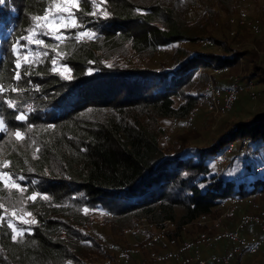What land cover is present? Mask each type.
<instances>
[{
	"label": "trees",
	"instance_id": "16d2710c",
	"mask_svg": "<svg viewBox=\"0 0 264 264\" xmlns=\"http://www.w3.org/2000/svg\"><path fill=\"white\" fill-rule=\"evenodd\" d=\"M53 1L11 0L0 6V23L4 25L0 26L1 32L11 24L8 34L0 41V86L9 87L5 95L10 103H15L7 105L1 96L0 116L11 133L19 131L28 137L24 143L30 146L28 141H33L28 158L34 164V172L39 175L50 170L55 176H44L42 181L29 185L31 190L39 188L48 197L46 204L50 205L34 212L38 222L31 231L18 235L13 241L11 229L7 228L8 221L5 218L0 221V264H82L79 262L83 257L90 259L88 264L99 259L114 261L118 256L115 252L112 254L114 244L110 247L93 235L84 237L88 241H82L85 228L69 233L70 223L79 220L85 207L94 205L109 214L138 210L146 216L155 212L159 222L176 221L178 226H183L210 215L216 207L223 208L224 202L231 204L232 198L245 209L249 197L264 193V164L259 163V150L264 148V109H261L264 108V82L252 76L259 69L264 70V53L260 59L250 49V54L241 53L239 58L247 66L242 68L239 80L236 79L243 88L252 85L260 90L261 110L253 114V109H243L244 116L250 114L247 118L228 114L230 126L209 145L163 150L155 127L144 126L139 118L146 113L143 110H149L156 118L172 115H186L188 118L190 111L199 104L202 88L197 95L189 94L177 106L175 93L190 81L197 68H229L234 63V53H219L222 49L219 46H222L216 42L229 41L226 51L234 48L230 42L235 40L248 43L246 40L251 34L238 38V34L250 29L245 22L234 24L235 32H232L229 20L223 18L224 7L208 1L207 9L199 15L202 19L198 25L181 22L177 15L166 11L167 26H157L149 20L153 7L148 6L149 10L139 15L133 14L132 6L125 0H111L110 16L102 21L105 31L101 32L104 35L128 32L134 50L164 45L178 36L188 40L207 39L218 49L192 51L172 67L150 71L119 67H96L91 71L87 69L91 66L87 60H96V53L91 49H78L69 52L70 64L73 62L74 65L71 79L57 82V78L40 63L31 69L29 80L34 87L22 89L18 84L23 79L13 80L15 65L10 43ZM191 1H188V9L195 7ZM246 2L263 3L257 0ZM81 5L91 10L82 1ZM5 6L11 8L10 15H6ZM99 48L93 47L95 51ZM80 64H84L85 71ZM40 75L45 80H37ZM226 79L218 77L216 84H225ZM17 97L30 103V109L18 106ZM232 108L227 112L230 113ZM20 112L26 116L23 121L15 119ZM10 138L0 134V148L10 150L15 140ZM229 143L238 144L235 156L239 157L241 153L240 159L244 160L242 170L231 169L229 164L224 169L216 162L217 158L222 160L224 157L222 163L227 160L223 153ZM10 152L12 162H21L18 154ZM24 167L16 166L19 170ZM75 224L86 226L81 222ZM139 243L146 244L144 241ZM205 252L203 255L209 253ZM243 253L247 252L238 253L236 259ZM170 258L177 264L176 258Z\"/></svg>",
	"mask_w": 264,
	"mask_h": 264
},
{
	"label": "rangeland",
	"instance_id": "374dc122",
	"mask_svg": "<svg viewBox=\"0 0 264 264\" xmlns=\"http://www.w3.org/2000/svg\"><path fill=\"white\" fill-rule=\"evenodd\" d=\"M113 1L115 2L116 0ZM125 1L127 4L132 6L134 10L133 14H143L145 13L144 11L149 10L148 6L153 7L151 13L149 14V20L156 23L157 26H163L164 24L167 26L168 22L165 16L166 11L177 15L182 20L181 22H187L188 25H191L190 22H195L194 24L198 25L200 19H202L199 15H201L203 10L207 9L208 1L209 3L217 2L221 8L224 7L223 11L225 13L221 10L223 12V18L229 20V24L232 25L230 29L232 32H235L234 24L239 23V21L245 22V25L250 27L252 32L249 28H247V32H241L238 34L239 39L244 38L246 34H251L252 36L254 33L253 37L249 36L250 38H247L246 41H248V43L245 44L238 43L239 41L234 39V42H230L234 48H230L228 51H226L227 48L225 46L229 42L228 40L231 38H229L227 40L228 42L226 43L222 41L216 42L222 46H219V48H222L220 49L219 53H234V63H232L229 68H227L228 66H225L224 68L218 66L197 68L192 74L190 81L185 85H182L175 93V106L183 101L185 97L187 98L189 94L197 95L200 89L204 88V86L210 83V81L213 83V85L223 90L226 89L230 82L234 79L239 80L242 68L247 66L246 62L240 60L239 58L241 53L243 54L244 51L249 54L252 51L253 55L257 59H260V57H262L261 55L264 53V50H262L264 47V0H257V2H263L262 5L245 4L247 3V0H241L242 2H239L240 0H225L226 2H222V0H192L191 3H195V7L191 6L190 9H188L190 6L188 5L189 0ZM53 2L47 9L51 8V11L55 12L56 9L52 7ZM85 5L86 7L89 6L91 10L87 9V11L85 8H83V5H81L77 15L79 16L80 20L87 22L86 29L96 34L93 39H89L88 37H84L81 40L74 39L73 36L75 32L85 30V28H77L67 33V39L62 38L60 41H57L52 36H40L39 39L44 40L45 45L39 47H37L35 44L29 45L28 42L23 39V37L34 35L37 31H39L38 26L43 23L42 21L32 20L30 25H28L23 30L21 35L18 36L15 41L10 43V49L12 53L11 58L14 60V65L17 59V54L12 52V46L17 43H19L21 46L19 56L21 68L19 69V72L23 82L18 84V86H20L22 89H31L34 87L29 80L30 73L32 67L39 65L40 63L42 65L41 67H44L49 71V74H52L57 78V82L63 83V81H67L68 79L63 78L59 71L54 72L52 70V59L56 60L55 67L58 69L62 68V66H67L70 68V72L66 73V75H68L70 77L69 79H71L74 76V65L73 62L70 64L71 58L69 56V52L77 51L78 49H87L89 51L91 49V51L96 53V60H87L88 63L91 64V66L87 69L91 71H93L96 67H119L130 68L133 71L135 69L150 71V69L153 70L163 67H172L174 63H177L182 59V57L192 51L209 52L210 50L216 51L218 49L215 45H213L214 43H209L210 41L207 39L188 40V38L184 36H178L174 38V40H171V42H166L164 45L155 44L153 46H147L146 49L137 51L134 50L130 44L131 38H128V32L124 33L121 31L111 35H104L103 32L102 34V23H104L102 21H106L110 16L111 0H96L95 5L90 3ZM141 7H145L147 10ZM5 8L6 9H4V11L6 15H10L11 8L7 6H5ZM93 11L96 13V16L84 15V13H91ZM211 11L214 12L212 9ZM104 13L108 14L107 18H105ZM44 14L45 12L39 16L43 17ZM205 16L207 17V15ZM10 25L11 24L5 26V31L1 32L0 30V41L8 34ZM253 25L254 27L252 29L251 26ZM0 26L4 27L2 23H0ZM133 28H135V25H133ZM229 35H231V33L228 34V36ZM216 36L219 37L218 32ZM254 37L255 40L252 39ZM149 39L152 40V38ZM94 46H99L100 48L95 51L93 49ZM223 47H225V49H223ZM238 51L242 52L239 53ZM45 52H47L48 55H43ZM24 56H28L27 62L24 60ZM29 65H31V67H29ZM80 67L84 68V71L86 70L84 64H80ZM252 76L255 80H263L264 82V70L259 69V71L252 73ZM218 77H226L227 79L225 84L220 86L217 85L216 79ZM24 78L28 79L24 80ZM208 79L210 81L207 82ZM13 80L14 82L16 81L15 75ZM37 80L43 81L45 79L42 75H40L37 76ZM236 84L238 89V97L234 100V106L232 110H230V113H228L227 110H224L225 104H221L223 101L220 97L218 99L216 94V97L213 99L212 103H200L196 106L198 108V112L197 115L195 114L193 116L191 121L187 119L186 115H172L156 118L148 112L149 110H143L146 113L144 115L141 114L139 118L142 119L144 126L153 125L152 127H155L158 133V140L160 143L159 145L163 150H168L170 148L175 149L184 146H207L215 138L220 136L228 126H230L231 120L228 114L230 116L234 115L236 118H247L250 116V114L246 115L247 117L244 116L242 114L243 109H253V114L256 113L255 111L264 109L260 107L262 105V97L260 95V90L257 87H253L251 85L249 87L243 88L241 87L240 82L237 83V80ZM7 88L9 87L3 88L0 86V99L1 96H3V99L7 105H15V103H10L5 95V90H7ZM210 98L212 99V97ZM16 104L18 106L22 105L25 110L30 109V103L21 100V97H17ZM262 107H264V105ZM21 113L23 112H20L17 115H20ZM0 120H3L1 116ZM14 133L10 132L6 124L0 126V134L7 136V138L11 137L9 140L15 139L12 141L10 150L14 151L16 156L17 154L19 155L21 162H12L10 150L6 151L8 147H2L0 148V172H7L12 177V179L19 183L25 190L21 191L12 189L10 187L6 188L3 181H0V205H3V208H0V216H3L7 221L11 219L18 229L23 227L27 229L25 232H29L38 222L34 212L42 211L44 208L50 207V205L46 204L48 200L45 201L44 199L45 194L42 193L39 188L31 190L29 185H33V183L42 181L44 176L50 178L55 176L50 172V170H46L44 173L41 172L39 175L34 172V164L32 160L28 158L29 149L31 145L34 144L33 141L30 139V141H28L30 146H28L23 142V140L27 139L28 137L25 136V138L22 135V139H17ZM226 147L227 148L223 154L227 160L222 163L223 160L217 158L216 162L218 165L225 169L226 165L229 164L231 169L235 170L238 168L236 171L239 169L242 170L241 165L244 160H241V153H239V157L235 156L238 154L236 151L238 144L229 143ZM260 148L262 150H259V163L264 164V148ZM32 154L35 157L34 152H32ZM5 161L8 162L7 167H5ZM22 165L25 166L24 169L19 170V168H16V166L22 167ZM27 165L30 166L26 167ZM20 176H23L24 179L18 180L17 178ZM11 182L12 181H10V183ZM33 193L38 194L37 199L35 201L28 200L27 197ZM245 202L248 203V205H244L245 209L241 208L239 203L236 201L232 202L231 204L230 202H224L223 208L216 207L210 215L199 219L197 221L198 223L194 222L187 225L184 224L183 226H178L176 221L165 220L159 222L155 218V212H151L146 216H142L138 210L127 213L109 214L107 211H104L103 209L93 205L91 208H87L88 211L86 213L84 211L86 208L85 207L81 211L82 215L80 216L79 220L72 221L70 223L71 227L69 228V233L75 232L81 228H85L82 232V241H88V239L84 237L93 235L95 238L100 239L102 243L110 247L114 244V247H112L114 248L112 249V254H114V252L115 254H119V252L126 247L134 248V255H132L129 260L121 261V264H174L175 260L170 258L169 255L168 259H162L161 261H157L155 258L158 255H164L168 254V252L178 251V249L186 242L197 243L199 247L205 248L203 249V254L205 251H207L209 253L222 255L230 250H233L236 244L231 240L220 239L214 241L211 245L205 246L207 239L202 241L200 240L199 235L203 233L207 235L206 237L210 238V236L216 232L234 229L237 226L239 220L246 215L261 214L264 212V193H262L259 197H255V195L251 196ZM227 209L233 210L231 215L222 216V214L226 212ZM13 211L16 212V216L12 215ZM27 212L33 213V216L28 217L25 215ZM22 215L24 216V219H35L36 223L31 225L22 224L21 220L19 219V217ZM216 221H218L220 224L214 225ZM75 222L84 223L86 226H77ZM129 226L134 228L138 227L139 230L135 233H127L126 230ZM163 226L164 230H162ZM239 233L242 237L247 239L263 236V231L256 224L243 226L240 228ZM18 235L19 234H17V236ZM139 241L146 242L145 246L142 245V243H139ZM263 248L264 244L260 246V249H258L255 253H243L238 259L243 264H264ZM83 252L86 253V250ZM88 260L90 259L83 257V259H80L81 262L79 263L86 264ZM89 264L118 263L115 258L114 261H110L108 259H99Z\"/></svg>",
	"mask_w": 264,
	"mask_h": 264
},
{
	"label": "built area",
	"instance_id": "2783aa9c",
	"mask_svg": "<svg viewBox=\"0 0 264 264\" xmlns=\"http://www.w3.org/2000/svg\"><path fill=\"white\" fill-rule=\"evenodd\" d=\"M210 81L209 79L207 82ZM213 83L210 81L207 85L204 86L201 90V100L199 101V104H206L207 102L213 101L215 99L216 94L217 98L219 97L222 99L221 104H225L224 110H229L233 107V102L237 98L238 89L236 84V79H234L231 84L226 89H219L218 87H214ZM212 97V99L210 98ZM198 108L194 107L189 114L188 120H191L195 113L197 112ZM224 160V157L222 158ZM235 199H231V203L234 202ZM233 212L232 209H227L226 212L222 214V216H228L231 215ZM218 221L214 223V225H219ZM256 224L258 225L261 230L263 231V236L258 238H250L247 239L245 237H242L239 233L240 228H242L245 225H251ZM139 228L138 227H129L126 232H135ZM164 230V227L162 228ZM207 235L201 234L199 235L200 240L204 241L207 239L206 245H211L214 241L220 240V239H228L233 241L236 245L233 250H230L222 255L209 253L208 255L203 256V249L198 246L197 243L193 242H186L184 243L178 251L168 252V254L164 255H158L155 259L157 261H161L162 259H165L168 257H174L177 259V264H190L191 262L197 261L199 264H243L239 261L237 257V254L243 251H246L247 253H255L260 246L264 244V212L261 214H251L246 215L242 217L237 226L229 231H219L214 233L213 235L209 237H206ZM199 242V241H197ZM135 252V249L132 247H126L122 249L117 258L116 261L118 264H121V261L128 260L131 255H133Z\"/></svg>",
	"mask_w": 264,
	"mask_h": 264
},
{
	"label": "snow or ice",
	"instance_id": "6c2138e0",
	"mask_svg": "<svg viewBox=\"0 0 264 264\" xmlns=\"http://www.w3.org/2000/svg\"><path fill=\"white\" fill-rule=\"evenodd\" d=\"M85 4H96V0H82ZM7 3V0H0V5H4ZM52 7L56 9L55 12L51 11V8L45 10V14L43 17L37 15L33 17L32 19L35 21H42L43 23L39 25V31H37L34 35H29L27 37H23L29 45L35 44L37 47L45 45V41L42 39H39L40 36H52L55 40L60 41L62 38L67 39V33L70 32L73 29L77 28H85L83 31H78L74 33L73 38L76 40H81L84 37H88L89 39H93L96 35L94 32L86 29V21L80 20L79 16L77 15V12L80 10L81 7V0H54ZM84 15H92L96 16V13L93 11L91 13H84ZM105 18L108 17L107 13H104ZM31 31V30H30ZM20 45L19 43L12 46V52L17 54V59L15 61V79L20 80L21 75L19 72V69L21 68V62L19 59L20 56ZM43 55H48L47 52L43 53ZM24 60L27 62L28 56H24ZM53 65V71H59L60 74L65 79H69L70 77L66 75V73L70 72V68L67 66H62V68L58 69L55 67L56 60L52 59L51 61ZM111 66V65H109ZM31 67V65H29ZM15 90V89H13ZM15 119L17 120H25L26 116L21 113L20 115L16 116ZM5 124V121L0 120V126H3ZM6 130V129H5ZM14 135L17 137V139H22V133L19 131H16ZM5 167L8 166V162H4ZM18 180H23L24 177L20 176L17 178ZM0 181H3L4 186L6 188L10 187L12 189H17L24 191L25 189L22 188V186L15 182L12 177L7 172H0ZM10 181H12L10 183ZM38 194L33 193L32 195L28 196V200L35 201L37 199ZM44 199L47 200L48 197L45 195ZM0 208H3V205H0ZM85 213L88 211L87 208L84 209ZM13 216H16V212L13 211ZM25 215L28 217H32L33 213L27 212ZM4 219L3 216H0V221ZM19 219L21 220L22 224L24 225H31L35 224V219H24V216H20ZM7 228L11 229V239L13 241L17 240V234L23 235L24 232L27 230L23 227L17 228L11 219L7 222Z\"/></svg>",
	"mask_w": 264,
	"mask_h": 264
}]
</instances>
